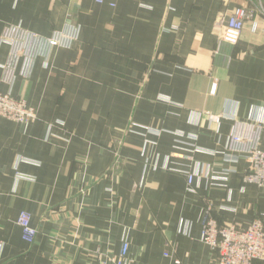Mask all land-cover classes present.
I'll list each match as a JSON object with an SVG mask.
<instances>
[{"label": "crops", "instance_id": "0c3cea01", "mask_svg": "<svg viewBox=\"0 0 264 264\" xmlns=\"http://www.w3.org/2000/svg\"><path fill=\"white\" fill-rule=\"evenodd\" d=\"M260 4L0 0V34L79 26L73 48L38 58L28 80L17 72L10 88L0 69V93L37 116L27 127L0 117V264H102L124 241L133 264H216L201 242L208 207L220 225L264 223V188L242 182L244 160L222 161L237 121L261 126L264 152V14L234 46L214 30L220 14ZM8 53L1 45L0 64ZM191 146L205 153L178 157ZM21 212L37 231L31 244Z\"/></svg>", "mask_w": 264, "mask_h": 264}, {"label": "built area", "instance_id": "2783aa9c", "mask_svg": "<svg viewBox=\"0 0 264 264\" xmlns=\"http://www.w3.org/2000/svg\"><path fill=\"white\" fill-rule=\"evenodd\" d=\"M101 4V1H97ZM263 13L262 5L251 9L245 6H235L228 14H220L214 23L217 40L231 46L238 43L244 24ZM79 36V26H64L61 32H53L51 38L39 36L30 31H23L20 26L5 28L0 37V46L7 45L9 53L4 63L0 64L2 81L11 86L16 80V74L26 80L30 77L34 64L38 58L47 61L54 49H69L74 46ZM0 117L21 125L33 123L36 116L25 102L17 101L11 93H0ZM208 121L219 123V116L208 115ZM262 129L255 122L237 121L233 124L230 136L222 156L223 163L236 164L241 160L247 163L246 172L242 178L244 184L264 188V152L260 150ZM185 154L178 157L192 161L193 153H205L202 150L190 147ZM188 152V153H187ZM174 157H177L176 154ZM25 161V160H20ZM227 170L226 173H229ZM186 190L193 192L192 183L194 174L185 172ZM17 225L21 228L22 239L31 244L34 242L37 231L31 226L30 215L21 212L17 218ZM201 242L211 248L216 254V264H264V223L254 220L247 226L220 225L212 216L208 207L202 218ZM127 242L117 257H110L102 264H133L127 255Z\"/></svg>", "mask_w": 264, "mask_h": 264}, {"label": "rangeland", "instance_id": "374dc122", "mask_svg": "<svg viewBox=\"0 0 264 264\" xmlns=\"http://www.w3.org/2000/svg\"><path fill=\"white\" fill-rule=\"evenodd\" d=\"M66 25V24H65ZM64 25V26H65ZM13 26H15V25H6L4 28H3V30L5 29V28H9V27H13ZM64 26L61 28V29H59V30H55L56 32H61V30H63V28H64ZM2 30V31H3ZM24 30H26L25 28H23V31ZM26 31H29V30H26ZM55 31H53V32H55ZM34 33V32H33ZM1 34H2V32H1ZM1 34H0V37H1ZM39 36H41V35H39ZM42 37H45V36H42ZM45 38H51V35L50 36H48V37H45ZM77 42V41H76ZM75 45V44H74ZM9 48V47H8ZM73 48V47H72ZM69 49H71V48H69ZM54 50H56V49H54ZM60 50H68V49H60ZM53 51V50H52ZM51 51V52H52ZM43 60V59H42ZM44 61V60H43ZM5 62V61H4ZM3 62V63H4ZM44 62H46V61H44ZM29 79V78H28ZM28 79H26V80H28ZM22 80H24V79H22ZM25 81V80H24ZM13 97V96H12ZM13 98H15L17 101H23V102H25V105L27 106V108L29 107L28 105H27V102H26V100L25 99H23V98H16V97H13ZM29 109L30 110H33V112H34V114H35V116H36V111L33 109V108H31V107H29ZM36 120H37V116H36ZM35 120V121H36ZM34 121V122H35ZM33 122V123H34ZM33 123H30V124H27V125H25V127H27V126H30L31 124H33ZM21 125V124H20ZM22 126H24V125H22ZM191 148H188L187 150H190ZM188 153V152H187ZM116 163H114L110 168H109V170H108V172L109 173H115L117 170H116V166L114 167V165H115ZM17 173V172H16ZM18 177V178H17ZM27 178V176H25V175H22V176H19V175H16V178H17V180H23V179H25V178ZM82 191H84V189H82ZM91 254H94V256H95V258H97V260L99 261L100 259L101 260H103V256L99 253V252H95V253H91Z\"/></svg>", "mask_w": 264, "mask_h": 264}]
</instances>
